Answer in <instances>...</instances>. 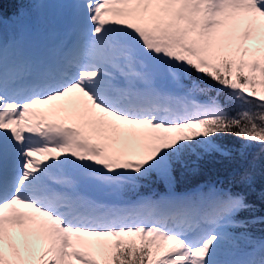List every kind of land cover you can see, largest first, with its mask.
<instances>
[{
  "label": "snow or ice",
  "instance_id": "snow-or-ice-1",
  "mask_svg": "<svg viewBox=\"0 0 264 264\" xmlns=\"http://www.w3.org/2000/svg\"><path fill=\"white\" fill-rule=\"evenodd\" d=\"M66 7L43 52L22 47L26 9L0 31V264H264V0ZM216 158L248 192L175 190ZM153 181L156 199L108 202Z\"/></svg>",
  "mask_w": 264,
  "mask_h": 264
},
{
  "label": "trees",
  "instance_id": "trees-1",
  "mask_svg": "<svg viewBox=\"0 0 264 264\" xmlns=\"http://www.w3.org/2000/svg\"><path fill=\"white\" fill-rule=\"evenodd\" d=\"M68 3V0H53L50 3L46 2L37 6L35 0H0V13L3 15V24L0 25V31L3 32L5 39H10L19 31V25L14 23L16 20L15 13L18 9H26L29 17L27 21H24V25L30 27L36 25L44 31L54 30L55 33H57L58 28L62 26L68 18L72 19V10L66 7ZM22 46H24L23 41ZM199 98L204 99V97ZM225 142L236 148L242 143V141L235 137H226ZM261 147L260 144H253L248 149L249 160L253 157H258L254 180V188L257 192L264 188V152L261 151ZM237 169L238 164L236 162H229L220 158L210 159L201 164L198 174L193 175L191 173L178 172L175 190L177 192H185L197 185H216L224 189H231L233 192H248L246 187L234 181ZM166 191L167 189L162 183L153 181L146 183L136 192L127 193L126 196L121 199L122 202L135 201L138 197L144 198L146 196L156 199ZM249 199L253 200L255 198L249 196ZM255 202L259 209L256 214H264V205H261L259 200H255ZM242 215L248 214L243 213ZM251 231L256 235H260L262 231H264V225H256Z\"/></svg>",
  "mask_w": 264,
  "mask_h": 264
},
{
  "label": "rangeland",
  "instance_id": "rangeland-1",
  "mask_svg": "<svg viewBox=\"0 0 264 264\" xmlns=\"http://www.w3.org/2000/svg\"><path fill=\"white\" fill-rule=\"evenodd\" d=\"M37 3V6L42 5L43 3H50L53 0H35ZM70 3V0H68ZM29 15L27 14V18L25 21L28 20ZM72 19L68 18L62 26L58 28L59 32L55 34V31H49V30H43L42 28L37 27L36 25L33 26H26L24 32L27 31V40L24 35L23 37V42L25 51H31V52H36L40 51L43 52L51 47H53L55 44H57L61 39L64 37V32L66 30V26H68L71 23ZM33 29V30H32ZM32 30V31H31ZM31 31V32H30ZM46 33H44V32ZM200 99V98H199ZM145 198H150V197H145ZM108 202L111 203H123L121 198H108Z\"/></svg>",
  "mask_w": 264,
  "mask_h": 264
}]
</instances>
